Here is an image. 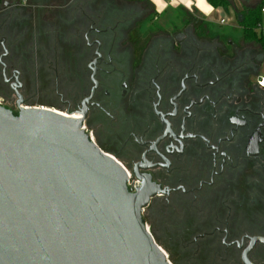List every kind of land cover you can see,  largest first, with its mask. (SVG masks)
Segmentation results:
<instances>
[{"label":"flooded vegetation","instance_id":"1","mask_svg":"<svg viewBox=\"0 0 264 264\" xmlns=\"http://www.w3.org/2000/svg\"><path fill=\"white\" fill-rule=\"evenodd\" d=\"M59 1L69 16L48 24L22 14L33 8L30 0H0L5 84L21 91L31 52L48 50L42 59L51 67L62 47L67 100L57 94L66 112L81 116L96 144L123 166L132 192L143 185L162 192L145 209L150 230L182 214L197 264H245L251 239L264 238V51L221 35L206 42L198 27L187 36L184 26L139 51L131 39L149 16L105 14L107 0ZM109 8L118 7L113 1ZM14 50L22 65H14ZM248 258L264 264V244Z\"/></svg>","mask_w":264,"mask_h":264},{"label":"water","instance_id":"2","mask_svg":"<svg viewBox=\"0 0 264 264\" xmlns=\"http://www.w3.org/2000/svg\"><path fill=\"white\" fill-rule=\"evenodd\" d=\"M15 93L16 112L0 102V264H172L144 220L162 192H132L83 119L25 108Z\"/></svg>","mask_w":264,"mask_h":264},{"label":"rangeland","instance_id":"3","mask_svg":"<svg viewBox=\"0 0 264 264\" xmlns=\"http://www.w3.org/2000/svg\"><path fill=\"white\" fill-rule=\"evenodd\" d=\"M109 0H107L108 2ZM116 3L117 9L112 10L111 14H144V17L149 16V22L141 21V30L138 34V38H134L132 36L131 42L136 47V45L139 43H143V47L146 49L149 41L152 42L153 38L155 36L159 35H166L168 33H171L172 29L174 27L180 26L185 27L186 29V35L188 36L189 33H195L196 28L198 27L201 20L199 18H196L197 20L191 19V22L189 23H183V21L179 24L176 21V18L174 16L175 10L172 7H169L166 14L158 15L155 11V9L151 6V4L148 2V0H112ZM169 1V0H168ZM8 2L12 5L20 4L18 3V0H8ZM167 2V0H166ZM170 2V1H169ZM167 2L168 4H170ZM174 2V1H173ZM30 4L33 5V8L30 10H27L25 13L22 14H40V19H42L43 22H46L48 24H54L56 21L58 22L62 18L67 19L69 14H56L57 11H65V8H63L62 2L59 0H30ZM38 7V8H37ZM107 7H109L107 5ZM120 7H122L120 9ZM37 8V9H36ZM132 8V9H131ZM136 8V13H133L132 10ZM108 9V8H107ZM40 10V11H39ZM176 14H185V13H176ZM191 14H186V17H189ZM184 16V15H183ZM143 17V16H142ZM184 18V19H185ZM183 19V20H184ZM64 22H59L58 26L60 27L58 31H63L65 34V24ZM150 22L152 24H150ZM47 24V25H48ZM237 23L235 26H237ZM263 25H264V14H263ZM218 28H223L221 33H217L218 36L225 34V36L233 41L245 44L246 47H253V48H259L257 45L253 43H247L244 42L242 39H240L241 31L239 28H230L228 26H217ZM154 31L155 33L150 34L149 31ZM146 35H149V39H146ZM216 37H210L206 36L204 37L203 41H209V42H215ZM209 39V40H207ZM60 45H62L61 42H59ZM59 47V46H58ZM60 51H58V57L57 62L52 63L51 67L48 66V64L45 63L44 60H40L41 58V51L38 52V57L34 56V52L31 53L29 56V61L26 62V67H28V71L32 72V66L35 64L38 66L37 70L35 69V72L30 73L31 75L24 74V87L21 91H19V94L23 97L25 107H45L50 109H56L61 112L66 113V106L62 104L61 97L57 94L64 95V100L66 101V83H65V73L67 68V57L66 54L63 55V52L61 48H58ZM14 58V65L19 66V60L18 58V52L17 50H14L13 53ZM33 56V57H32ZM35 57L37 60H34ZM37 61V62H36ZM23 64V63H22ZM21 64V65H22ZM58 72L59 74V82L56 85L54 82L55 76L54 71ZM262 75H264V66L261 72ZM0 102L7 108L13 110L16 112L17 110V96L16 94L10 89L9 85H6L2 75H1V68H0ZM106 151V150H105ZM176 221H168L165 219L164 223H156L154 228H151V232L153 236L155 237L157 243L163 248V252L169 258L172 264H197L196 260L194 259L193 255L191 254L190 250H192V245L189 246L191 243V235L192 233H188L189 227L182 226L183 224L180 223L179 220L183 218L182 214L176 215ZM172 218V217H171ZM144 219L147 220L146 213H144ZM149 226L150 224L147 223ZM151 227V226H150Z\"/></svg>","mask_w":264,"mask_h":264},{"label":"trees","instance_id":"4","mask_svg":"<svg viewBox=\"0 0 264 264\" xmlns=\"http://www.w3.org/2000/svg\"><path fill=\"white\" fill-rule=\"evenodd\" d=\"M111 2H113V1L112 0H109L108 2L106 1V7H105L106 9L104 10L105 14H111L112 13L113 8L107 7V5L109 6V3H111ZM148 2L154 8V6L150 2V0H148ZM208 3L215 8L223 7L225 9H228L232 5L230 0H208ZM75 4H77V3L74 2L73 6H75ZM65 5H66V3L62 4V6H65ZM263 8H264V0H261L259 3H257L254 6L246 7L243 12H240L236 16L237 21H238V25H239V29L241 31L240 39H242L243 41H245L247 43H253V44L257 45L262 51H264V34L260 31V28L263 27L262 26V24H263ZM114 10H116V9H114ZM57 13L58 14H62V13L68 14L67 9H65V11L64 10L57 11L56 14ZM185 16H186V14H181L180 18L184 19ZM191 19L197 20L192 15H190L189 17H186L184 19V21H185V23H189V22H191ZM198 29L200 30V35L202 37H206V36L216 37V36H218V34H217L218 32L215 31L213 25L208 23V22L201 21L198 25ZM221 36L223 38L226 37L224 34ZM146 37H148V35H146ZM138 49H139V51H142L143 43L139 44ZM58 51H60V50H58ZM47 52H48V50H46V49H44L43 51L40 52L41 53V57H40L41 59L40 60H43L42 55L46 54ZM31 53H33V52H31ZM34 56H37V55L34 53ZM37 67L38 66L36 64L34 66H32V72L31 73L35 72V69L37 70ZM54 76H55V71H54ZM0 95H2V93H0ZM144 220L147 222L146 219H144Z\"/></svg>","mask_w":264,"mask_h":264},{"label":"crops","instance_id":"5","mask_svg":"<svg viewBox=\"0 0 264 264\" xmlns=\"http://www.w3.org/2000/svg\"><path fill=\"white\" fill-rule=\"evenodd\" d=\"M231 7L225 9L223 7L215 8L208 3V0H175L174 2H169L166 0H150L154 6L157 14H166L169 7L175 10L176 14L185 13L191 14L201 21L208 22L213 25L214 29L217 26H228L232 28H239V25L235 26L237 23V14L243 12L246 7H251L259 3L261 0H230ZM264 9V8H263ZM264 14V12H263ZM225 21L224 24H221ZM263 28L264 25L262 24Z\"/></svg>","mask_w":264,"mask_h":264},{"label":"built area","instance_id":"6","mask_svg":"<svg viewBox=\"0 0 264 264\" xmlns=\"http://www.w3.org/2000/svg\"><path fill=\"white\" fill-rule=\"evenodd\" d=\"M170 2H173V1H175V0H169ZM263 12H264V9H263ZM225 23V21H222L221 22V24H224ZM260 31L264 34V28L262 27V28H260ZM262 82H264V76H263V79H262V81L261 82H259V84L262 86V87H264V83H262ZM83 130H85L86 132H87V130H86V128H85V126L83 125ZM88 135H89V138L96 144V142H95V140H94V137H93V135L91 134V133H87ZM132 184H131V179H130V175H129V186H131Z\"/></svg>","mask_w":264,"mask_h":264},{"label":"bare ground","instance_id":"7","mask_svg":"<svg viewBox=\"0 0 264 264\" xmlns=\"http://www.w3.org/2000/svg\"><path fill=\"white\" fill-rule=\"evenodd\" d=\"M25 108H28V107H25ZM50 109V108H49ZM52 110H55V112L56 113H58V114H60V115H62V116H64V117H67V118H69V117H71V118H74V119H81V116H79V115H77V116H74V115H70L69 113H65V112H61V111H58V110H56V109H52ZM112 158V157H111ZM113 159V158H112Z\"/></svg>","mask_w":264,"mask_h":264},{"label":"snow or ice","instance_id":"8","mask_svg":"<svg viewBox=\"0 0 264 264\" xmlns=\"http://www.w3.org/2000/svg\"><path fill=\"white\" fill-rule=\"evenodd\" d=\"M262 83H264V82H262Z\"/></svg>","mask_w":264,"mask_h":264}]
</instances>
